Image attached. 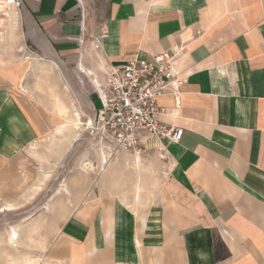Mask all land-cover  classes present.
<instances>
[{"label":"crops","instance_id":"1","mask_svg":"<svg viewBox=\"0 0 264 264\" xmlns=\"http://www.w3.org/2000/svg\"><path fill=\"white\" fill-rule=\"evenodd\" d=\"M0 3L2 199L39 183L40 163L29 168L23 150L81 127L44 94L81 48L91 52H80L77 78L94 91L113 68L165 52L185 79L158 99L180 141L95 160L83 192L66 188L43 264H264V0ZM53 153L48 165L63 155Z\"/></svg>","mask_w":264,"mask_h":264},{"label":"rangeland","instance_id":"2","mask_svg":"<svg viewBox=\"0 0 264 264\" xmlns=\"http://www.w3.org/2000/svg\"><path fill=\"white\" fill-rule=\"evenodd\" d=\"M0 5L2 6V3ZM0 18H7L3 7L0 8ZM80 52L91 51L81 48L71 60L66 61V64L60 63L61 67L65 65L62 68L63 72L61 71L64 78L48 81L47 94H44L49 103L51 102L49 105L51 109L55 112L59 111L62 119L68 117L69 121H72L71 119H75L74 114H78L85 126L80 127L79 121L74 124L72 122V126L67 128L68 131L64 134L65 137L64 135L47 136L35 143V155L32 156L30 153L31 146L21 152V156L27 160V166L32 168L30 166L32 163L36 165L40 163L42 173L39 183L27 192H23L18 199L0 198L1 209L8 205L6 203L14 208L12 211L0 212V264H43L45 247L65 219L60 200H63L66 188L69 187L79 194L95 178L93 166H95V160L101 162L100 156L103 154L98 151L95 132L88 120H93L100 102L96 100L97 91H94L89 79L82 77L84 78L83 86L78 81L76 61ZM61 84H64L67 89L62 90ZM51 91L53 94H50ZM69 124L70 122L67 123ZM53 150L63 151V155L57 163L51 160L48 165L49 158L53 157ZM115 154L104 153L106 160L109 155L113 158ZM89 165L91 169H88ZM33 168L37 172L36 166ZM55 203H59L57 207L59 209L48 212L46 210L48 205ZM12 231L16 232L17 239L10 242L8 236Z\"/></svg>","mask_w":264,"mask_h":264},{"label":"built area","instance_id":"3","mask_svg":"<svg viewBox=\"0 0 264 264\" xmlns=\"http://www.w3.org/2000/svg\"><path fill=\"white\" fill-rule=\"evenodd\" d=\"M173 59L174 54L166 52L151 60L130 59L105 73L101 90H96L100 106L90 125L101 154H139L147 143L180 141L183 129L161 121L164 108L158 103L185 82L175 73Z\"/></svg>","mask_w":264,"mask_h":264},{"label":"bare ground","instance_id":"4","mask_svg":"<svg viewBox=\"0 0 264 264\" xmlns=\"http://www.w3.org/2000/svg\"><path fill=\"white\" fill-rule=\"evenodd\" d=\"M10 1V3H12L13 2V4H15V0H9ZM8 4H9V2H8ZM7 4V5H8ZM9 6V5H8ZM93 82H94V84H95V87H96V90H101V85L98 83L97 84V81L96 80H93ZM92 120H88V123H89V125H92V122H91ZM69 123V122H68ZM81 126H85V123H82V125ZM75 130H79V129H77V128H75ZM135 155H139V154H135ZM101 157V162H100V164H103V165H106L107 164V160H106V158H105V155H104V153H103V155L102 156H100ZM40 183H43V182H40ZM41 186V185H40ZM14 208H13V206L12 205H6L3 209H1L0 208V212H4V211H12ZM17 239V234H16V232L15 231H12V233L8 236V240L10 241V242H12V241H15Z\"/></svg>","mask_w":264,"mask_h":264}]
</instances>
